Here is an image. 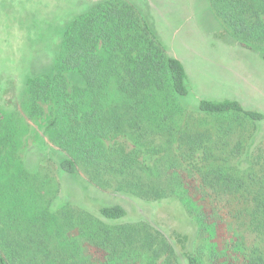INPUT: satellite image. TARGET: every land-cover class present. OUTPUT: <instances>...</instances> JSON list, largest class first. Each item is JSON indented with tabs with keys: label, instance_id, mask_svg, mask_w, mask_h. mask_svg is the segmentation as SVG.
Masks as SVG:
<instances>
[{
	"label": "trees",
	"instance_id": "obj_1",
	"mask_svg": "<svg viewBox=\"0 0 264 264\" xmlns=\"http://www.w3.org/2000/svg\"><path fill=\"white\" fill-rule=\"evenodd\" d=\"M208 4L217 36L264 60V0ZM187 81L184 63L129 0H101L76 15L51 71L29 77L20 104L33 116L41 101L53 102L47 132L55 148L39 154V168L19 157L29 130L24 114L0 111V264H174L167 236L148 222H121L127 209L120 203L99 200L97 212L70 197L54 204L60 179L43 161L55 162L63 179L86 192L92 185L189 205L185 175L174 167L199 151L194 170L205 196L228 208L237 264H264V113L233 98L188 104ZM114 133L135 148L107 144ZM143 151L154 155L151 162L141 161ZM201 216L195 222L204 238L176 237L187 264H206L211 217Z\"/></svg>",
	"mask_w": 264,
	"mask_h": 264
},
{
	"label": "rangeland",
	"instance_id": "obj_2",
	"mask_svg": "<svg viewBox=\"0 0 264 264\" xmlns=\"http://www.w3.org/2000/svg\"><path fill=\"white\" fill-rule=\"evenodd\" d=\"M129 1L148 24L157 29L170 53L179 54L182 58L189 75L190 94L185 99L186 103L195 105L202 98H233L247 109L264 113V60L256 52L217 36L219 25L208 0ZM91 4L90 0H0V111L9 113L18 109L24 114L20 104L25 100L29 77L46 78L64 31L71 20ZM40 105V114H24L29 130L19 151L22 160L28 156L31 158L33 168H39V154L55 148L47 132L53 102L41 101ZM263 137L264 122L260 124L258 139ZM40 139H44L45 144L39 145ZM105 142L109 145L123 144L127 151L135 148L121 133L108 135ZM143 152L141 161L151 162L154 155ZM200 162L202 153L199 151L194 159L182 158V166L174 167L185 175L184 189L189 205L178 197L148 200L92 185L87 186L86 192L74 180L63 179L55 162L45 160L43 165L52 169L60 179L59 190L57 188L53 197L54 204L70 197L72 201L97 212L99 200L120 203L127 209V216L121 222H148L167 236L176 249L174 264H187L176 237L189 234L190 239L204 238L203 234H198L195 220L199 215L200 218L201 215L211 217V225L207 228L209 239L206 240L209 245L206 242L204 248L205 263L210 264L215 257L211 264H237L242 259L234 255L231 245L232 235L227 227L230 222L228 208L224 209L219 201L211 202L205 196L194 170ZM82 177L85 178L83 174ZM69 189L74 190L72 196H69ZM158 264H164V260Z\"/></svg>",
	"mask_w": 264,
	"mask_h": 264
},
{
	"label": "crops",
	"instance_id": "obj_3",
	"mask_svg": "<svg viewBox=\"0 0 264 264\" xmlns=\"http://www.w3.org/2000/svg\"><path fill=\"white\" fill-rule=\"evenodd\" d=\"M90 1L92 2L91 5H93L94 3L98 2V1H101V0H90ZM91 5H90L89 7H91ZM87 9H88V8H87ZM87 9H86V10H87ZM83 12H84V11H83ZM81 13H82V12H81ZM155 29H156V28H155ZM156 31H157V29H156ZM167 47H168V45H167ZM168 48H169V47H168ZM172 54H173V53H172ZM173 55H174V54H173ZM174 56H175V55H174ZM176 56H177L179 59L181 58L179 54H177ZM181 59H182V58H181ZM181 59H180V60H181ZM181 61H182V60H181ZM182 62H183V61H182ZM185 68H186V67H185ZM186 71H187V70H186ZM187 74H188V72H187ZM188 76H189V75H188Z\"/></svg>",
	"mask_w": 264,
	"mask_h": 264
}]
</instances>
